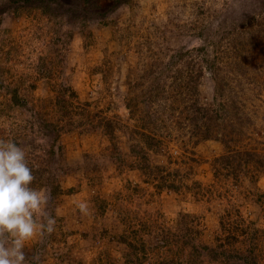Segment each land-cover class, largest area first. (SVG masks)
<instances>
[{
	"label": "rangeland",
	"instance_id": "374dc122",
	"mask_svg": "<svg viewBox=\"0 0 264 264\" xmlns=\"http://www.w3.org/2000/svg\"><path fill=\"white\" fill-rule=\"evenodd\" d=\"M195 63L223 119L197 145L171 122ZM155 110L166 123L145 126ZM225 135L264 153V0H0V264H227L203 247L224 223L264 237V174L216 173Z\"/></svg>",
	"mask_w": 264,
	"mask_h": 264
},
{
	"label": "trees",
	"instance_id": "16d2710c",
	"mask_svg": "<svg viewBox=\"0 0 264 264\" xmlns=\"http://www.w3.org/2000/svg\"><path fill=\"white\" fill-rule=\"evenodd\" d=\"M233 50L237 55L240 54L238 45H235ZM225 52L226 50L221 51L220 49V54H225ZM190 53L191 52L187 50L180 53L178 56L184 57ZM218 59L219 57L215 56L214 59L210 60V66L215 86L222 94L226 90V86L229 84L225 76L217 77L219 70L216 63ZM166 68L168 69V66ZM202 68L203 66L201 63H198V65L195 63V77L190 80L184 78V73L179 70V75L175 77L176 86H178L177 94L178 97L181 98V101L185 104L184 110H187L188 114L185 115L186 113L182 109L179 114L181 116H185L183 119H180V116H177L175 113L174 119H171V122L175 123L185 120L187 123L190 122L191 124H194L195 129L191 138L194 140L193 142L195 145L203 140L218 138L219 135L215 133V130L217 127H220L223 122L220 110L202 105L199 101V80L203 73ZM157 74H160V72ZM157 86L159 89L162 88V91H165L167 88L165 85L162 86L161 84H158ZM151 98L157 99V95H152ZM127 108L129 109L130 114L135 115V110L131 103H127ZM142 120L144 122L143 124L147 126L149 124L158 125L160 122L165 124L167 119L166 117H162V111L155 110L153 112L147 111L146 114H143ZM231 124V128H233L232 132H235L237 127L233 122ZM106 127L108 128L106 130L108 134H112L114 132L112 120L106 119L105 128ZM139 133L143 136L145 142L147 145L151 146V148L158 146L161 143V139L151 131H139ZM225 138V144L228 152L214 159L216 173L220 171L217 167L219 166L220 168H229V172H231L234 177H238V173L241 171L248 173V171L255 170L264 174V153L252 150L243 151L237 150L236 148L233 149V147L229 144L230 139H228L232 137L225 135ZM223 230H225V233L219 237L220 241L218 242V245L214 248L206 245L203 247L204 250L212 252L218 260L226 259L227 264H258L257 252L258 249L262 247L261 245L264 244V237L261 235L262 232L255 227V225L251 227H243L241 223H224ZM238 231H240L242 235H246L245 239H241L242 241L245 240V242L248 243L244 249H240L237 246V241L239 240ZM194 248L196 251L200 252L202 247L199 246ZM164 264H174V262L167 261V263L165 262Z\"/></svg>",
	"mask_w": 264,
	"mask_h": 264
}]
</instances>
